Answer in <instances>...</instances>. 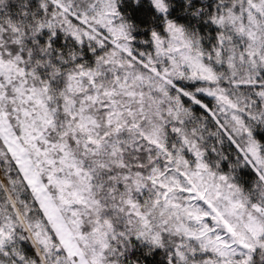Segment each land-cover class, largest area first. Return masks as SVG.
I'll return each mask as SVG.
<instances>
[{"label": "snow or ice", "instance_id": "snow-or-ice-1", "mask_svg": "<svg viewBox=\"0 0 264 264\" xmlns=\"http://www.w3.org/2000/svg\"><path fill=\"white\" fill-rule=\"evenodd\" d=\"M0 264H264V0H0Z\"/></svg>", "mask_w": 264, "mask_h": 264}, {"label": "trees", "instance_id": "trees-1", "mask_svg": "<svg viewBox=\"0 0 264 264\" xmlns=\"http://www.w3.org/2000/svg\"><path fill=\"white\" fill-rule=\"evenodd\" d=\"M241 175L245 178H249V177H251L252 174L245 169V170H241ZM156 259L158 260V258H156Z\"/></svg>", "mask_w": 264, "mask_h": 264}]
</instances>
